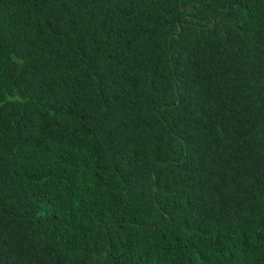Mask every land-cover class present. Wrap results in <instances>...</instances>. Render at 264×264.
I'll list each match as a JSON object with an SVG mask.
<instances>
[{
    "label": "trees",
    "instance_id": "16d2710c",
    "mask_svg": "<svg viewBox=\"0 0 264 264\" xmlns=\"http://www.w3.org/2000/svg\"><path fill=\"white\" fill-rule=\"evenodd\" d=\"M0 264H264V0H0Z\"/></svg>",
    "mask_w": 264,
    "mask_h": 264
}]
</instances>
